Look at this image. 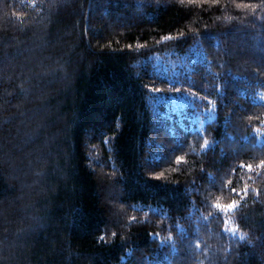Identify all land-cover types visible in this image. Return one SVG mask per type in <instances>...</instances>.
I'll list each match as a JSON object with an SVG mask.
<instances>
[{
	"label": "trees",
	"instance_id": "trees-1",
	"mask_svg": "<svg viewBox=\"0 0 264 264\" xmlns=\"http://www.w3.org/2000/svg\"><path fill=\"white\" fill-rule=\"evenodd\" d=\"M262 159L264 0H0V264H264Z\"/></svg>",
	"mask_w": 264,
	"mask_h": 264
},
{
	"label": "snow or ice",
	"instance_id": "snow-or-ice-1",
	"mask_svg": "<svg viewBox=\"0 0 264 264\" xmlns=\"http://www.w3.org/2000/svg\"><path fill=\"white\" fill-rule=\"evenodd\" d=\"M191 2H196V0H191ZM236 6L241 7L244 5L237 3ZM178 159L183 160L184 158L179 157ZM239 167L244 168L248 172H252L254 170V168H258L259 170L264 171V159L259 160L255 165L252 163H246L244 161H241ZM249 179H251V177H249ZM226 183H228V182H226ZM249 188H252V186L247 184V183H244L240 189L232 188V192L234 194L239 192L240 194L243 195V194L247 193V190ZM252 190L256 194H259V188H252ZM236 205H237V200L234 198L229 199L227 202H220L219 198H217V200L213 201V207H215L216 209H219V210H224V211L234 210ZM225 222L227 223V221H225Z\"/></svg>",
	"mask_w": 264,
	"mask_h": 264
},
{
	"label": "rangeland",
	"instance_id": "rangeland-1",
	"mask_svg": "<svg viewBox=\"0 0 264 264\" xmlns=\"http://www.w3.org/2000/svg\"><path fill=\"white\" fill-rule=\"evenodd\" d=\"M206 120V119H205ZM203 123V122H202Z\"/></svg>",
	"mask_w": 264,
	"mask_h": 264
}]
</instances>
